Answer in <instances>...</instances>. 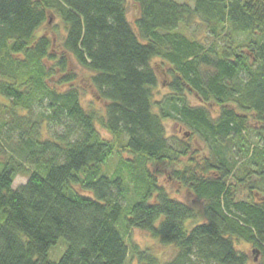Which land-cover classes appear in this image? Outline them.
I'll use <instances>...</instances> for the list:
<instances>
[{
  "label": "trees",
  "instance_id": "16d2710c",
  "mask_svg": "<svg viewBox=\"0 0 264 264\" xmlns=\"http://www.w3.org/2000/svg\"><path fill=\"white\" fill-rule=\"evenodd\" d=\"M133 1L132 23L128 0H0V264H250L245 244L264 264V0ZM53 15L59 50L38 33ZM71 59L102 110L82 103ZM168 118L211 154L168 137ZM161 165L202 220L160 183ZM134 228L173 258L140 248Z\"/></svg>",
  "mask_w": 264,
  "mask_h": 264
},
{
  "label": "rangeland",
  "instance_id": "374dc122",
  "mask_svg": "<svg viewBox=\"0 0 264 264\" xmlns=\"http://www.w3.org/2000/svg\"><path fill=\"white\" fill-rule=\"evenodd\" d=\"M138 14L137 6L135 5L133 0H128V17L130 21L133 23L134 19L136 18ZM196 28L195 25L192 26L191 30H194ZM39 34L48 35L50 38L54 39L55 48L60 49L61 41L65 37L66 34V28L61 19L57 15H53L49 18V21L42 25L40 27ZM204 30L199 31V36L201 38H205L206 33L204 34ZM159 62V61H158ZM156 62V64L159 63ZM70 69L74 71L77 75V80L75 82V86H78L81 88L83 93L82 103L86 108H96L97 110L103 109V103L96 97V94L92 88L89 86V75L87 74L86 70L82 67L78 66L75 61L71 59L70 62ZM158 75L160 79L159 86L154 91V100L157 103H163L164 104V98L165 95L168 94L169 88L167 87V81L168 78L164 75L163 71H161L160 66L158 67ZM190 100L193 104H198L199 100L195 97L190 95ZM217 107L213 108L215 110ZM158 107L156 106V110ZM165 126L167 130L168 137L173 138L177 137L179 139H182L184 141H188L193 145V149L197 151V156L199 159H201L204 156H208L211 154L212 149H214V144L210 143V141H203V140H195L190 139L187 134V128L183 126L180 122L168 118L165 120ZM99 130L101 134L105 138H112L111 134L108 133L106 130L102 129L99 126ZM117 159L114 158L112 161L109 162V165L105 167L106 171L112 172L115 168ZM3 168V160L0 158V172ZM161 174H159V180L160 183L166 188L168 193L171 197L174 199H177L185 204L190 205L191 207L195 208L198 212L199 216L198 220L203 219V203L198 201L194 195H192L187 187L182 186L179 182L172 179L170 177L171 171L164 165H161ZM27 177L18 175L14 181V187L17 188L19 185L27 182ZM81 190V189H79ZM190 224L192 221H189ZM130 239L136 243L140 248L142 249H150L161 261L170 260L173 258V256L176 253V249L174 246L169 245L165 246L162 245L158 239L153 237L150 232L134 228L130 232ZM67 248V242L64 239H60L56 245H54L50 252H49V258L51 261L58 262L63 254L65 253ZM241 249L248 252L251 260L250 264H257L256 260H254V253H253V247L249 244L241 245ZM126 264H140L139 260L134 257H129Z\"/></svg>",
  "mask_w": 264,
  "mask_h": 264
}]
</instances>
